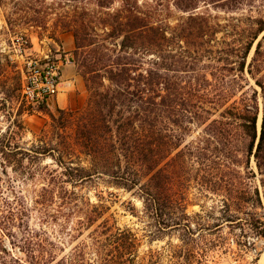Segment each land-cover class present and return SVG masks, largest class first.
Instances as JSON below:
<instances>
[{"label":"trees","instance_id":"1","mask_svg":"<svg viewBox=\"0 0 264 264\" xmlns=\"http://www.w3.org/2000/svg\"><path fill=\"white\" fill-rule=\"evenodd\" d=\"M90 1L98 9L94 13L85 7ZM171 1L188 13L173 28L161 25L136 0H119L117 9H112L114 0H66L73 3L72 15H56L54 26L73 37L86 106L59 111L58 117L51 116L50 137L43 134L28 150L9 146L3 154L20 167L24 160L51 159L60 170L54 177L56 191L43 189V195L59 201L60 210L67 211L59 212L64 217L80 215L72 232L88 235L69 255L57 260L52 251H44L33 255L32 264L157 263L158 253L151 251L138 262L137 236L104 217L108 207L77 194V187L94 181L138 201L140 209L129 202L128 212L148 228L149 241L175 236L180 245L169 252L184 264L200 263L217 249L231 251L233 245L240 254L249 244L245 227L264 237L258 211L264 210V109L258 130L256 96L243 93L239 102L232 101L236 78H242L264 22L248 19L246 29L228 33L227 26L194 12L199 5L222 8L234 0ZM8 4V26L17 18L46 29L44 0ZM220 32L223 37L217 40ZM260 49L258 42L248 64L250 75L260 69ZM255 82L264 94V83ZM215 111L218 118L211 120ZM206 123L205 137L185 143L191 126ZM193 185L219 195V206L189 214ZM224 226L230 229L227 237L220 233Z\"/></svg>","mask_w":264,"mask_h":264},{"label":"rangeland","instance_id":"2","mask_svg":"<svg viewBox=\"0 0 264 264\" xmlns=\"http://www.w3.org/2000/svg\"><path fill=\"white\" fill-rule=\"evenodd\" d=\"M1 1L0 264H32L33 255H39L44 251H52L59 260L69 255L80 242L86 241L88 235L85 230L82 237L72 232L75 228L76 216L80 215L64 217L67 211L64 208L60 210L59 201L54 197L55 193L52 194L54 198L50 197V193L43 195V189L56 191L54 177L60 172L59 168L49 158L32 162L24 160L23 166L20 167L11 157L4 156L3 150L7 152L9 146L13 150L15 147L28 150L43 134L50 137L51 116L58 117L59 111L78 112L86 106L88 94L83 79L77 72L72 54L74 50L72 34L54 26L56 15L68 17L72 15L73 3L66 0H44L41 9L44 11L42 15L45 16L46 29H43L26 25L17 18H14L16 22L11 27L8 26L5 17L11 5L8 4L9 0ZM114 1L112 9H117L119 0ZM136 1L143 10L155 13V19L161 25L170 28L175 27L188 16V13L178 11L171 0ZM85 7L92 13L98 10L94 1L88 2ZM194 13L210 16L214 23L227 26L225 31L234 34L239 33L240 29L247 28L248 19H261L264 22V0H234L222 8L214 5H199ZM233 28L236 31L232 32ZM223 33H218L216 39H221ZM258 42L261 43L260 69L250 75L247 71L248 64L254 56ZM47 59L52 62H62L59 93L39 108H31L21 97L22 72H25L28 62L45 63ZM232 74L237 75V73ZM241 77V79L236 78L235 87L238 88L232 101L239 102L243 93L248 98L256 96L259 106L257 122L259 130L261 112L264 109V94L255 81L260 80L264 83V32L252 45ZM213 114L211 120L218 118L219 111ZM207 124L191 126L185 143L197 142L205 137L204 129ZM234 145H237L236 141ZM250 166L256 172L253 159ZM53 170L58 172L52 173L53 178H51L49 174ZM257 180H254V183ZM75 190L91 204H103L108 207L109 210L104 217H112L117 227L129 229L137 236L138 262L148 259V253L151 251L159 255L156 260L154 259L156 264H184L182 260L173 258L169 252L180 245L175 236L153 243L149 241L148 228L128 212L129 202L136 209L141 207L140 203L132 199L129 194L107 187L99 181L88 182ZM220 199L219 195L207 190L198 191L193 185L189 191L190 203L187 211L191 215L199 213L202 209L208 211L218 207ZM258 211L262 212L264 220V210ZM99 223L100 221L94 226ZM211 223L210 220L205 221V224ZM245 231L248 235L245 243L249 244L243 252L238 254L235 245L228 252L217 249L197 264H264V237H256L248 227H245ZM229 232L230 229L224 226L220 233L227 237ZM69 235H73L74 238H70ZM39 245L44 248L41 249Z\"/></svg>","mask_w":264,"mask_h":264},{"label":"built area","instance_id":"3","mask_svg":"<svg viewBox=\"0 0 264 264\" xmlns=\"http://www.w3.org/2000/svg\"><path fill=\"white\" fill-rule=\"evenodd\" d=\"M62 62L45 63L30 61L25 72H22L20 85L21 97L25 104L31 108H39L47 100L56 97L60 87V73Z\"/></svg>","mask_w":264,"mask_h":264}]
</instances>
